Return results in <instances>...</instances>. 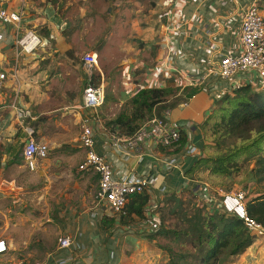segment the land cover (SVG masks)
I'll return each instance as SVG.
<instances>
[{"label":"crops","instance_id":"0c3cea01","mask_svg":"<svg viewBox=\"0 0 264 264\" xmlns=\"http://www.w3.org/2000/svg\"><path fill=\"white\" fill-rule=\"evenodd\" d=\"M256 2L264 8L261 0L157 1L154 11L166 12V22L161 27L162 39L166 43L162 67H158L146 83L127 84L126 98L132 99L141 89L154 88L159 75L164 76L167 70L171 71L169 75L176 78L180 92L162 106H166L162 113L168 114L170 122L180 129L186 141L184 146L180 144L173 148L146 142L141 151L135 153L123 149V142L119 141L127 136L117 127L113 133L105 129L96 134V151L112 165L117 178L154 176L158 179L155 188L149 192L152 203L146 208V218L109 233L102 223L104 218L107 217L108 222L116 219L117 223L120 219L96 200L98 175L80 169L85 159V151L79 143L84 90L80 95H73L65 108H47L46 105L52 100L51 82L47 80L49 74L43 69L42 55L38 53L45 51L47 41L41 40L42 45L30 53L17 44L28 33L38 32L34 23L41 28L52 27L53 36H56L55 26L51 25L56 17L46 14L45 18L43 11L69 9L61 10L52 3L37 4L30 0H0L5 9L22 15L19 27L0 24V78L1 75L5 76L0 80V225H4L3 228L9 225L6 237L0 235V241H5L8 247L4 253L7 256L0 259V264H30L27 261L29 257L22 253L28 250V242L18 241L22 235L17 233L20 227L11 226L14 225L13 221L16 225L35 223L38 227L59 223L62 226L57 247L48 244L40 247L44 264H119L127 255L125 248L128 241L131 247L141 251L137 247H145L142 239L148 240L146 237L157 231L160 226L157 212L167 195L176 193L182 197L187 191L195 189L200 205L220 211L218 202L210 195V185L201 179L205 174L195 173L193 177H188L186 172L194 158L208 157L209 142L203 125L213 114L217 102L243 86L250 85L255 92H264V81L256 71L239 72L226 80H218L206 73L207 67L216 61L219 53H242L241 23L244 11ZM28 11L42 12L33 14L36 20L31 21L26 20ZM61 47L58 41L56 49L64 52L66 48ZM246 72L248 76H245ZM79 102L80 105H77ZM63 109L67 112L63 113ZM128 112L131 113L130 108ZM22 113L25 117L21 116ZM19 140L25 143L35 140L48 145L54 158L50 159L49 156L38 164L35 171H31L23 152L20 154L13 150ZM190 147L198 148L200 154L188 155ZM76 152L82 153L83 160L77 161ZM174 159L177 167L171 165ZM75 166L76 172L82 174L78 177L92 176L96 188L87 191L78 183H66L73 179ZM28 176H37L40 180L34 193V205H31L39 212H36L37 217L33 216V212L23 213L24 209L29 208L27 201L32 195V190L25 189ZM50 192L55 193L53 197ZM77 192L84 198L77 199ZM62 237H70L73 246L60 248L59 239ZM255 248L254 243L247 251ZM247 253L239 256L234 264H239L240 258L242 260Z\"/></svg>","mask_w":264,"mask_h":264},{"label":"rangeland","instance_id":"374dc122","mask_svg":"<svg viewBox=\"0 0 264 264\" xmlns=\"http://www.w3.org/2000/svg\"><path fill=\"white\" fill-rule=\"evenodd\" d=\"M30 1L37 4L52 3L61 10L69 9V11H43L45 18L46 14L56 17V21L51 23V25L55 26L56 36H53L54 29L52 27L41 28L38 23H34L35 28L37 27L36 29H38L35 35L40 36L42 41H47L45 51L38 52L42 55L41 64L43 69L47 70L49 74L47 80L51 82L49 88H51L52 100L49 101L46 107L49 109L65 108L64 106L69 103L68 100L73 99V95H80L83 92L88 85V80L82 58L87 53H97L98 67L95 69L93 82L96 86L103 85L106 97L110 98L99 111L98 118L102 122V126L98 128L97 132L100 133V131L106 130L110 133L115 132L113 121L129 108L130 100L126 98V88H128L126 85L132 82L146 83L149 77L152 78L156 69L162 67L166 43L162 39L161 27L166 22V12L154 11L157 8V1L160 0ZM152 2H154V6L151 5ZM261 10L264 15V8ZM39 12L41 13L42 11ZM39 12L28 11L29 15H27L26 20H36V15L33 14ZM58 41L62 44L61 49L66 48L64 52L56 49ZM157 71L163 70L158 69ZM170 72L167 70L164 76L159 75L161 72L158 73L159 78L157 80L170 77ZM160 82L155 83L154 88L163 87L164 83ZM177 85L174 86L175 90L180 89ZM63 94H68V96ZM77 105H80V102ZM62 112L65 113L67 111L63 109ZM121 132L124 134L123 131ZM207 141L209 142V145H207L208 157L214 156L216 153L214 141L210 137H207ZM229 143L231 144V142ZM24 147L25 142L19 140L14 145L13 150L21 154ZM77 153V161L83 160L82 153L76 152L75 154ZM49 156L50 159L54 158L53 152H50ZM63 166L67 165L63 164ZM253 168V164L246 163L243 165L240 174L229 179L210 177L207 173L201 179L204 182H208L213 189H222L223 187L230 190H243L244 186H247L248 192L254 194L256 190L263 189L264 183L263 185H257L253 179L245 183L247 177L249 180ZM73 169V179L67 180L66 183H72L73 185L78 183L83 185L87 191L91 188H96V182L91 180L92 176L78 177V175L82 174L76 172V166ZM39 181L37 176H28L25 184V189L28 191L32 190L30 191L32 195L28 197L29 202L27 201L29 208L24 209L23 213L33 212V216L36 217L37 210L31 205H34V193ZM223 181L226 182L222 184ZM54 194L50 192V196L53 197ZM75 195L77 199L84 198V196L83 198L80 196V192ZM180 198L186 209L191 208L196 203L199 205L200 200L194 199L188 193ZM163 206L159 207L157 212L159 221L163 212L167 217V225H174L177 218L171 215L169 210H163ZM13 224L11 226L20 227L17 233L22 236H20L21 239H18V241L28 242V250L22 252L24 256L29 257L27 261L30 264L36 261L45 262L44 257L40 255V247H43L44 244L57 247L59 230L62 226L59 223H48L38 225V227L35 223L16 225L14 221ZM3 227L4 225H0V235L6 237L5 233L9 225L6 228ZM254 236L257 239L255 241L256 248L247 251L248 253L244 255L243 259L241 260L240 258L239 264H264V234ZM142 240L145 247H137L141 251L131 247L128 241L129 245L126 244L125 248L127 255L123 257V261L119 262V264H168V254L157 247L159 242L165 243V241ZM37 253L39 254L35 255ZM6 256L7 254L1 255L0 259H5Z\"/></svg>","mask_w":264,"mask_h":264},{"label":"trees","instance_id":"16d2710c","mask_svg":"<svg viewBox=\"0 0 264 264\" xmlns=\"http://www.w3.org/2000/svg\"><path fill=\"white\" fill-rule=\"evenodd\" d=\"M261 4L264 7V0H261ZM151 5L154 6V2ZM159 82L164 86L141 89L130 99L131 113L128 110L122 112L113 121L114 128L123 131V135L132 136L155 116H162V106L180 89H174L177 84L174 77H166ZM109 100L106 97V102ZM203 131L206 138L213 139L216 153L211 157L194 158L186 176L207 173L210 177L229 179L240 174L243 165L248 163L253 164L254 168L245 183L253 179L257 185H263L264 92L257 93L248 85L226 94L217 102L213 114L203 125ZM185 141L184 135H181L179 145L184 146ZM194 190L187 193L197 199ZM243 190L247 193L248 215L264 228V187L254 194L248 192L247 186ZM217 198L219 202L223 199L221 196ZM150 201L149 192L132 195L126 206V215L121 217L119 224L116 219L108 222L107 217L102 223L109 233L131 226L146 218ZM162 204L163 210H169L177 218L176 223L168 226L167 217L162 212L159 228L146 238L155 242L165 241L159 242L157 247L168 254V264H234L257 240L245 222L235 215L208 209L197 203L186 209L176 193L167 195ZM171 204L173 206L170 207Z\"/></svg>","mask_w":264,"mask_h":264},{"label":"built area","instance_id":"2783aa9c","mask_svg":"<svg viewBox=\"0 0 264 264\" xmlns=\"http://www.w3.org/2000/svg\"><path fill=\"white\" fill-rule=\"evenodd\" d=\"M261 9L262 6L256 2L244 11L241 23L242 53L240 55L219 53L216 61H212L207 67V74L218 80H226L239 72L256 71L264 81V15ZM21 22L22 15L20 13L9 11L0 4V24H15L19 27ZM17 44L25 52L30 53L41 46L42 42L40 37L30 32L19 39ZM82 62L87 75L88 85L84 89L82 105L84 114L80 123L79 143L85 151V159L80 169L92 171L98 175L99 185L96 191V200L112 212L113 215L121 219V217L126 215L125 210L130 197L135 194L152 191L158 179L154 176L142 179L117 178L112 165L96 151V134L98 133V128L102 126L98 115L106 102V95L104 86H96L93 82L95 69L98 67V54L87 53L83 56ZM3 79H5V76L1 75L0 80ZM1 86L2 83L0 82V88ZM21 116L25 117V114L22 113ZM180 140V129L170 122L168 114H163L161 117L155 116L135 134L125 137L119 143L123 142V149L126 152L138 153L146 142H151L163 148H173L179 145ZM49 154L50 149L46 144L35 140H29L25 143L23 158L31 171H35L41 161L48 159ZM187 154L197 156L200 153L198 148L190 147L187 150ZM171 165L172 167H177V161L175 159L172 160ZM209 189L210 195L218 202L220 211L242 219L252 235L264 234L263 226L258 224L247 213V193L245 191L233 190L226 192L223 189H211V186ZM217 196L223 198L221 202L218 201ZM151 201L148 207H150ZM59 245L60 248H70L73 246V240L70 237H62L59 239ZM7 250L8 247L5 241H0V254L6 253ZM33 264L44 263L38 261Z\"/></svg>","mask_w":264,"mask_h":264},{"label":"bare ground","instance_id":"6f19581e","mask_svg":"<svg viewBox=\"0 0 264 264\" xmlns=\"http://www.w3.org/2000/svg\"><path fill=\"white\" fill-rule=\"evenodd\" d=\"M245 76H248V72L245 73ZM222 91H223V90H222ZM222 91H221V92H222Z\"/></svg>","mask_w":264,"mask_h":264}]
</instances>
